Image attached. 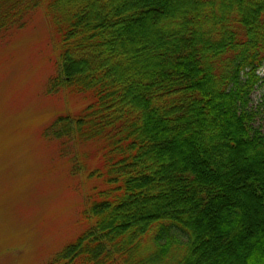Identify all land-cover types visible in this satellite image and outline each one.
<instances>
[{
	"label": "trees",
	"instance_id": "obj_1",
	"mask_svg": "<svg viewBox=\"0 0 264 264\" xmlns=\"http://www.w3.org/2000/svg\"><path fill=\"white\" fill-rule=\"evenodd\" d=\"M38 13L47 92L88 101L44 135L97 144L59 152L87 193L56 263L264 264V0H0V33Z\"/></svg>",
	"mask_w": 264,
	"mask_h": 264
},
{
	"label": "rangeland",
	"instance_id": "obj_2",
	"mask_svg": "<svg viewBox=\"0 0 264 264\" xmlns=\"http://www.w3.org/2000/svg\"><path fill=\"white\" fill-rule=\"evenodd\" d=\"M50 28L38 13L21 30L0 33V264H60V253L84 227L86 182L71 177L59 152L62 144L67 157L83 152L94 167L97 144L77 147L44 135L56 116L88 102L65 90L47 92L55 73ZM252 103L264 123V78Z\"/></svg>",
	"mask_w": 264,
	"mask_h": 264
}]
</instances>
